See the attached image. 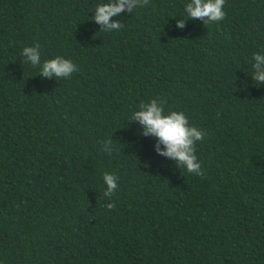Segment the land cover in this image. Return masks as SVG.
Wrapping results in <instances>:
<instances>
[{
    "label": "trees",
    "instance_id": "1",
    "mask_svg": "<svg viewBox=\"0 0 264 264\" xmlns=\"http://www.w3.org/2000/svg\"><path fill=\"white\" fill-rule=\"evenodd\" d=\"M99 2L0 0V264H264V0L211 24L148 0L118 32L90 19ZM35 41L78 70L40 76L20 55ZM157 97L204 130L202 175L130 119Z\"/></svg>",
    "mask_w": 264,
    "mask_h": 264
},
{
    "label": "clouds",
    "instance_id": "2",
    "mask_svg": "<svg viewBox=\"0 0 264 264\" xmlns=\"http://www.w3.org/2000/svg\"><path fill=\"white\" fill-rule=\"evenodd\" d=\"M225 0H187L183 4V15L186 19H200L203 24L221 21L225 17L223 11ZM148 0H100L96 4L90 19L97 25H102L104 32H118L123 26L119 20L110 18L121 12L132 13L135 9L143 7ZM183 20L176 21L177 28H183ZM21 57L31 68L36 69L42 77H55L57 80L69 79L78 69L69 59L55 56L51 59L41 60V45L35 41L31 46H24L20 51ZM251 67L252 79L264 84V51L252 53ZM165 101L159 97L142 102L131 113V120H135L142 127V135L156 138L154 146L158 155L176 162V167L196 176L202 175L201 162L195 154L197 141L205 137L204 130L189 124L188 117L183 111H165ZM110 143V142H109ZM163 146L162 148L160 146ZM105 152L109 151L107 147ZM118 177L112 173H102L104 184L103 197L108 201L106 208L111 209L112 196L118 187Z\"/></svg>",
    "mask_w": 264,
    "mask_h": 264
}]
</instances>
